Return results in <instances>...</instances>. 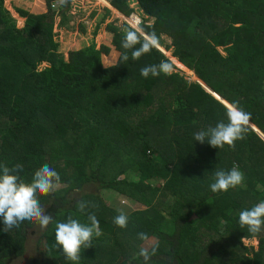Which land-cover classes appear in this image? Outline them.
Returning a JSON list of instances; mask_svg holds the SVG:
<instances>
[{
	"label": "trees",
	"instance_id": "trees-1",
	"mask_svg": "<svg viewBox=\"0 0 264 264\" xmlns=\"http://www.w3.org/2000/svg\"><path fill=\"white\" fill-rule=\"evenodd\" d=\"M44 1L43 14L17 9L25 19L19 28L0 0V164H22L16 174L24 182L47 164L62 184L39 197L53 222L40 230L39 257L27 264H73L53 247L55 225L69 216L88 223V212L96 215L101 235L81 249L78 264H144L142 247L150 253L148 264H264V227L253 235L238 223L242 209L264 200V139L248 125L234 148L195 141V132L226 122V106L178 71L142 77L146 65L171 63L156 48L139 60L129 53L122 61L126 23L121 31L107 27L119 52L114 65L102 66L101 55L106 58L110 49L94 44L69 52L65 62L57 52L52 7L61 0ZM107 1L121 15L133 13L129 0ZM136 2L144 16L139 26L156 32L178 68L225 102L238 101L264 134V0ZM60 16L66 26V11ZM41 63L48 66L37 71ZM234 166L243 172V184L211 192L215 171ZM155 179L160 183L152 184ZM100 190L143 207L120 210ZM79 201L90 202L85 213ZM120 212L128 217L127 227L113 223ZM36 223L25 221L5 232L0 220V264L25 256L27 230ZM252 238L256 249L243 244Z\"/></svg>",
	"mask_w": 264,
	"mask_h": 264
},
{
	"label": "clouds",
	"instance_id": "clouds-1",
	"mask_svg": "<svg viewBox=\"0 0 264 264\" xmlns=\"http://www.w3.org/2000/svg\"><path fill=\"white\" fill-rule=\"evenodd\" d=\"M67 2L68 0H61L62 4ZM122 16L130 19L133 23L131 25L128 24L129 26L123 29L124 35L121 38V48L125 51L121 54L122 61L126 62L129 60V53L132 60H139L154 48L164 54L159 47L163 48L164 51L166 49L160 46L156 32H146L144 28L139 26L142 17L140 18L134 12L129 16ZM133 17L137 19L135 23ZM137 45L139 46L137 47ZM165 57L167 56L165 55ZM173 71V65L169 61L161 60L158 64L142 67L140 75L147 78L149 75L154 77L161 74L171 75ZM193 82L198 83L196 80ZM226 118V122L221 120L214 127L210 126L206 130L195 132L193 134L194 140L199 141L201 144L207 142L213 148L219 149L225 145L234 148L235 142L244 138L251 120V114L241 108L238 101H233L226 105ZM22 170V164H16L12 168L0 164V220H2L5 232L13 228H20L25 221L37 222L41 228H47L53 222V216L46 213L39 197L49 195L55 191L61 180L59 173L44 164L35 170L29 182H24L16 174ZM213 180L214 182L210 184L211 192L228 191L229 188H235L243 184L244 174L237 166L232 167L230 170L217 169ZM89 206L90 202L85 201H79L77 204L81 213H85ZM91 207H95V205H91ZM87 220L88 223H81L78 219L69 216L66 222H57L55 225V244L53 247L62 249L66 261L73 262V264H78L82 248L92 247L93 235L97 237L101 235L96 215L88 212ZM113 223L121 228L127 227L128 217L123 212H120L114 217ZM238 223L241 228L246 227L250 234H258L264 227V200L250 208L242 209L238 213ZM138 238L142 241L148 240V236L145 233H139ZM155 251L156 249L153 248L152 254ZM138 255L143 258L144 264H148L151 257L146 248L142 247Z\"/></svg>",
	"mask_w": 264,
	"mask_h": 264
},
{
	"label": "rangeland",
	"instance_id": "rangeland-1",
	"mask_svg": "<svg viewBox=\"0 0 264 264\" xmlns=\"http://www.w3.org/2000/svg\"><path fill=\"white\" fill-rule=\"evenodd\" d=\"M4 7L11 16L12 21L15 20L16 26L23 28L25 26V19L21 18L17 12V9H22L33 14H43L46 13V6L43 1L40 0H4ZM107 1V0H106ZM105 0H68L67 5H63L60 1L54 3L53 10H55L54 15V33L56 36V42L59 44L58 53L60 57L66 62L68 61L69 52L80 50L82 48L88 47L94 44L95 49H99L102 45L109 47L110 52L105 58L101 55V63L103 67H109L114 65L119 57V52L116 51L112 43V34L107 31L108 25H112L122 30V24L127 23L129 25L133 24L130 19L124 18L121 14H118L112 6H110ZM103 2V3H102ZM105 3V4H104ZM37 5V7H35ZM106 5H109L108 7ZM129 8L138 15L140 18L144 17L142 11L139 9L136 0H129ZM106 9L109 10L108 14ZM110 9H113L118 15L113 13ZM61 10L66 11V16L68 21L66 26L60 25V12ZM45 11V12H44ZM24 19V20H23ZM136 19H134V23ZM148 23H152V19L148 20ZM164 44H170V40L163 37ZM164 47V46H162ZM159 49L164 52V54L169 58L174 66L173 72H179L184 76L185 80L193 82L194 80L199 81L195 76L187 73L185 70L179 69L177 64V59L173 58L171 55V49L166 51ZM222 55L225 54V49L219 47L217 49ZM168 53V54H167ZM172 57V58H171ZM48 64L41 63L37 67V71H41L46 68ZM192 71V70H191ZM201 83V81H199ZM250 124V123H249ZM253 126V125H251ZM254 127V126H253ZM127 177L131 176V172H126ZM135 176V175H134ZM160 183V180H153L152 184ZM62 184L56 187H60ZM94 187H90L89 190L93 191ZM100 195L104 201L113 206L118 207V209L123 211H130L137 208L143 207L137 202H133L125 196L118 194L117 192L109 190H100ZM31 229L27 230L26 239V253L25 256L20 259L15 264H27L30 257H39L37 248L40 245L38 243L40 230L42 229L38 223ZM243 244L247 246H252L254 249L257 248L258 241L255 238L244 239Z\"/></svg>",
	"mask_w": 264,
	"mask_h": 264
},
{
	"label": "water",
	"instance_id": "water-1",
	"mask_svg": "<svg viewBox=\"0 0 264 264\" xmlns=\"http://www.w3.org/2000/svg\"><path fill=\"white\" fill-rule=\"evenodd\" d=\"M198 83H200L199 81H197ZM201 84V86L208 92V93H210L211 95H213L214 97H215V95L216 96H218L217 94H215L214 92H212L209 88H207L204 84H202V83H200ZM219 97V96H218ZM216 99H218L222 104H224L221 100V98L219 99V98H217V97H215ZM224 101V100H223ZM225 105V104H224ZM226 106V105H225ZM250 126L251 125H253V124H249ZM254 130H256L257 131V133L264 139V134L260 131V130H258L255 126L253 127V126H251Z\"/></svg>",
	"mask_w": 264,
	"mask_h": 264
},
{
	"label": "bare ground",
	"instance_id": "bare-ground-1",
	"mask_svg": "<svg viewBox=\"0 0 264 264\" xmlns=\"http://www.w3.org/2000/svg\"><path fill=\"white\" fill-rule=\"evenodd\" d=\"M105 4V3H104ZM108 6V5H107ZM119 14V13H118ZM162 50H164L163 48H162ZM215 97H217V98H219L218 96H216L215 95ZM220 99V98H219ZM225 105H227L228 103L227 102H225V101H223V100H221Z\"/></svg>",
	"mask_w": 264,
	"mask_h": 264
},
{
	"label": "built area",
	"instance_id": "built-area-1",
	"mask_svg": "<svg viewBox=\"0 0 264 264\" xmlns=\"http://www.w3.org/2000/svg\"><path fill=\"white\" fill-rule=\"evenodd\" d=\"M130 18H132V17H130ZM133 20H134V19H133ZM137 23H139V21H137ZM137 23H136V24H137Z\"/></svg>",
	"mask_w": 264,
	"mask_h": 264
},
{
	"label": "crops",
	"instance_id": "crops-1",
	"mask_svg": "<svg viewBox=\"0 0 264 264\" xmlns=\"http://www.w3.org/2000/svg\"><path fill=\"white\" fill-rule=\"evenodd\" d=\"M40 1H42V0H40ZM33 14V13H32ZM254 126V125H253Z\"/></svg>",
	"mask_w": 264,
	"mask_h": 264
}]
</instances>
